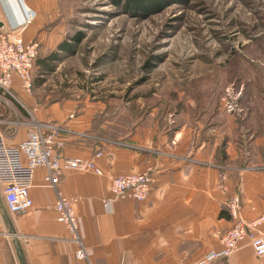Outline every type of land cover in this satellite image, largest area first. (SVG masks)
I'll return each mask as SVG.
<instances>
[{
	"label": "crops",
	"instance_id": "obj_1",
	"mask_svg": "<svg viewBox=\"0 0 264 264\" xmlns=\"http://www.w3.org/2000/svg\"><path fill=\"white\" fill-rule=\"evenodd\" d=\"M25 2L37 11L36 19L43 14L39 0ZM31 25L22 34L26 41L42 26ZM14 94L13 111L0 108L8 145L27 137L30 126L17 124V118L33 117L69 130L64 157L92 159L104 152L97 159L103 175L63 168L57 183L65 195L78 198L75 213L91 264H198L221 248L234 223L227 209L231 196L239 195L243 218L264 213V91L255 90L254 100L243 95L238 113L225 112L220 102H187L179 119L139 118L118 135L107 133V120L94 121L88 100L40 98L35 84L28 96L18 76ZM148 168L155 182L145 201L120 198L106 209L112 176ZM46 174L45 167L35 170L34 205L21 213L9 211L0 183V264H90L77 258L76 244L57 221V193ZM206 264H264V255L256 256L247 239L230 257Z\"/></svg>",
	"mask_w": 264,
	"mask_h": 264
},
{
	"label": "rangeland",
	"instance_id": "obj_2",
	"mask_svg": "<svg viewBox=\"0 0 264 264\" xmlns=\"http://www.w3.org/2000/svg\"><path fill=\"white\" fill-rule=\"evenodd\" d=\"M38 6L43 14L28 28L42 24L33 37L38 56L62 42L72 49L59 52L42 85L34 66L37 97L88 100L94 121L107 120L111 135L143 117L179 119L187 102L219 103L233 82L247 101L264 91V0H162L146 10L126 0Z\"/></svg>",
	"mask_w": 264,
	"mask_h": 264
},
{
	"label": "built area",
	"instance_id": "obj_3",
	"mask_svg": "<svg viewBox=\"0 0 264 264\" xmlns=\"http://www.w3.org/2000/svg\"><path fill=\"white\" fill-rule=\"evenodd\" d=\"M36 16V10L25 5L24 0H0V108L8 106L13 111L11 104L12 99H16L15 76L19 77L24 92L28 96L33 95V69L38 57V43L35 40L26 41L22 34L34 22ZM243 93V86L236 85L235 82L229 84L220 99L222 109L230 114L240 112ZM15 122L27 124L30 128L27 137L17 145H8L5 141L6 133L0 129V183L3 186L7 208L12 213H21L33 207L30 190L34 172L38 167H45V181L55 188L57 193L54 203L57 221L65 225L70 242L76 244L77 258L88 260L90 263L75 213L78 198L65 195L58 189L57 183L63 168L103 175L97 159L101 158L104 152L97 151L92 159L64 157L61 149L65 145V132L69 130L63 125L39 122L33 117L27 120L20 117ZM154 182L151 168L114 175L110 182L111 196L105 198L103 203L106 209L111 210L112 203L120 198L145 201ZM227 209L234 223L223 236L221 248L211 250L198 264L230 257L247 239L256 256L264 255V230L261 229L264 225V213L250 220L243 218L239 195L229 198Z\"/></svg>",
	"mask_w": 264,
	"mask_h": 264
},
{
	"label": "trees",
	"instance_id": "obj_4",
	"mask_svg": "<svg viewBox=\"0 0 264 264\" xmlns=\"http://www.w3.org/2000/svg\"><path fill=\"white\" fill-rule=\"evenodd\" d=\"M116 3L121 0H113ZM162 0H126V5L130 7H137L140 9H149L150 7H154L158 3H161ZM76 38V37H75ZM73 38L74 40H76ZM72 44L70 42H62L58 45V48L54 51L50 52L46 56H38L35 62L39 67V73L41 74L39 78L36 80L37 85H42L45 82V76L52 72L55 69L56 62L59 60V52L60 51H71ZM34 80V79H33ZM35 84V82H34Z\"/></svg>",
	"mask_w": 264,
	"mask_h": 264
},
{
	"label": "bare ground",
	"instance_id": "obj_5",
	"mask_svg": "<svg viewBox=\"0 0 264 264\" xmlns=\"http://www.w3.org/2000/svg\"><path fill=\"white\" fill-rule=\"evenodd\" d=\"M24 3H25V5H27L26 2H25V0H24Z\"/></svg>",
	"mask_w": 264,
	"mask_h": 264
}]
</instances>
